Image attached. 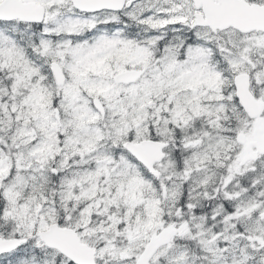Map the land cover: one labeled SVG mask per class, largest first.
<instances>
[{
	"label": "snow or ice",
	"instance_id": "snow-or-ice-1",
	"mask_svg": "<svg viewBox=\"0 0 264 264\" xmlns=\"http://www.w3.org/2000/svg\"><path fill=\"white\" fill-rule=\"evenodd\" d=\"M0 264H264V0H0Z\"/></svg>",
	"mask_w": 264,
	"mask_h": 264
}]
</instances>
